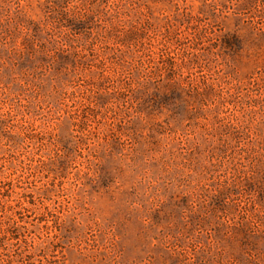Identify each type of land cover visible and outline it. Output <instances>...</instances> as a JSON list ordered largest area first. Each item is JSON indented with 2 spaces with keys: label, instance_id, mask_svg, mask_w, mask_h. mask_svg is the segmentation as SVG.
Segmentation results:
<instances>
[{
  "label": "clouds",
  "instance_id": "9594fccd",
  "mask_svg": "<svg viewBox=\"0 0 264 264\" xmlns=\"http://www.w3.org/2000/svg\"><path fill=\"white\" fill-rule=\"evenodd\" d=\"M0 264H264V0H0Z\"/></svg>",
  "mask_w": 264,
  "mask_h": 264
}]
</instances>
